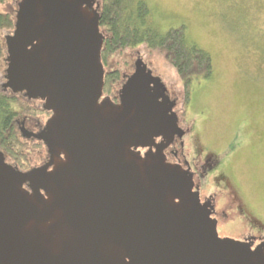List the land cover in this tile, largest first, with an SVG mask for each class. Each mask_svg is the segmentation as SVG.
<instances>
[{"label": "water", "instance_id": "95a60500", "mask_svg": "<svg viewBox=\"0 0 264 264\" xmlns=\"http://www.w3.org/2000/svg\"><path fill=\"white\" fill-rule=\"evenodd\" d=\"M98 7L96 0L18 2L6 35L7 85L46 97L54 110L46 129L68 159L51 173L53 194L38 204L23 187L30 172L0 151V264H248L254 250L219 235L187 170L128 155L130 144L182 128L164 81L142 57L120 101L99 102Z\"/></svg>", "mask_w": 264, "mask_h": 264}, {"label": "rangeland", "instance_id": "374dc122", "mask_svg": "<svg viewBox=\"0 0 264 264\" xmlns=\"http://www.w3.org/2000/svg\"><path fill=\"white\" fill-rule=\"evenodd\" d=\"M146 1L152 10V20L162 31L185 24L188 39L210 53L211 77L195 80L189 102L184 103V89L176 69L156 52L143 51L137 46L115 54L110 68L119 67L123 74L130 75L135 70L136 59L142 57L164 81L172 100L176 104L178 100L188 129L194 131V143L209 159L214 153L219 155L222 169L214 165L213 174L217 177L223 170L264 219V83L252 75L259 64L257 43L264 41V0ZM18 2L8 0L1 8L17 10ZM227 7L245 9L241 12L245 21L240 30L233 31L232 21L224 18L222 12ZM13 29H0L4 45L5 35ZM123 79L116 83L115 93ZM36 153L41 152L34 150V158L39 159ZM222 196L218 194L219 206ZM219 232L229 236L233 231L219 225Z\"/></svg>", "mask_w": 264, "mask_h": 264}, {"label": "flooded vegetation", "instance_id": "af4514ba", "mask_svg": "<svg viewBox=\"0 0 264 264\" xmlns=\"http://www.w3.org/2000/svg\"><path fill=\"white\" fill-rule=\"evenodd\" d=\"M6 35V53L0 60V105L1 101L7 102L11 113L9 126L13 129V138L18 140V151L11 153L9 144L2 141H0V151L8 164L18 170L30 172L31 179L25 180L23 187L32 194L36 203L41 204L40 199L47 200L53 194L48 190L52 189L51 173L55 172L59 162L68 159V153L53 141L46 129V124L54 113V110L46 105V97L41 94H30L27 89H14L7 85ZM123 76L118 92L102 93L99 102L105 98H110L113 104L120 101L119 91L129 75L124 73ZM168 91L169 89L166 92L170 96ZM173 110L178 116V124L183 130H180L182 135L179 132L168 136L161 133L155 135L149 144H130L127 148L128 155H135L142 160H162L169 165L187 170L192 176L194 193L196 191L199 194L201 202L211 209L212 217L217 219L219 235L223 236L219 232V225L230 228L233 231L229 234L230 237L249 243L254 250L248 264H264V219L262 217L261 219V215L249 205L244 193L237 190L227 179L223 170L217 177L213 174L212 169L215 166L221 168L219 155L214 153L209 159L207 153L204 154V150L194 143V131L188 129L182 114L184 110L179 109L178 100L177 104L175 101ZM34 150L41 152V154L36 153L39 159L34 158ZM45 173L48 174L46 189L43 177ZM37 189L40 192L39 198L35 194ZM224 191H227L230 200L226 198ZM218 194L223 195L222 206L218 205Z\"/></svg>", "mask_w": 264, "mask_h": 264}, {"label": "trees", "instance_id": "16d2710c", "mask_svg": "<svg viewBox=\"0 0 264 264\" xmlns=\"http://www.w3.org/2000/svg\"><path fill=\"white\" fill-rule=\"evenodd\" d=\"M7 1L0 0V29L9 31L15 26L17 10L1 8V5L7 4ZM96 1L99 3L100 28L105 34L101 48V59L105 67L103 93H115L116 83L124 77L121 68H110L112 57L137 46H141L143 51L156 52L176 69L184 89V103L189 102L192 84L195 80L211 77L212 57L207 50L188 39L185 24L162 31L152 20V10L146 0ZM232 7H227L222 14L227 21H232L233 31L240 30L241 23L245 21L241 12L245 9H232ZM258 32L263 34L262 30ZM263 42L257 43L259 64L257 70L252 73L255 79L262 83H264ZM4 54L5 45L0 37V60ZM10 114L7 102L1 101L0 141L9 144L11 153H14L18 151V140L12 136L13 129L9 126Z\"/></svg>", "mask_w": 264, "mask_h": 264}]
</instances>
